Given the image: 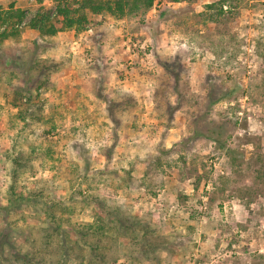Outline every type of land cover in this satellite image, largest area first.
I'll use <instances>...</instances> for the list:
<instances>
[{
    "label": "rangeland",
    "instance_id": "obj_1",
    "mask_svg": "<svg viewBox=\"0 0 264 264\" xmlns=\"http://www.w3.org/2000/svg\"><path fill=\"white\" fill-rule=\"evenodd\" d=\"M217 1L161 0L122 20L92 17L79 35L42 37L29 24L40 12L54 16V0H0V34L14 29L2 22L8 13H25L16 35L0 41V203L23 155L32 173L21 176V190L71 208L61 216L65 227L94 224L102 198L147 220L164 245L148 261L108 231L99 264H264V0H238L210 22L206 7ZM51 61L59 69L37 91ZM160 61L181 65L191 97L204 96L211 78L233 91L212 114L237 127L229 155L207 138L191 139L193 106L171 119L158 113L157 89L177 103ZM18 88L43 107L30 106L25 120L11 105ZM110 102L131 104L113 119ZM22 211L10 220L14 243L47 264L60 259L55 244L42 248L49 227L42 211ZM81 253L67 264H82Z\"/></svg>",
    "mask_w": 264,
    "mask_h": 264
},
{
    "label": "trees",
    "instance_id": "obj_2",
    "mask_svg": "<svg viewBox=\"0 0 264 264\" xmlns=\"http://www.w3.org/2000/svg\"><path fill=\"white\" fill-rule=\"evenodd\" d=\"M161 0H54L56 3V13L51 16L49 13H38L30 22L29 27L39 33L42 37H54L59 33L74 31L77 35L81 34L91 24L92 17L111 16L116 20H122L127 16L137 15L141 12L147 13L155 3ZM174 4L184 2H194L197 0H168ZM238 0H219L207 5L210 17L206 19L210 22H216L221 17L237 8ZM3 24L9 22L12 26V33L7 30L0 34V41L15 36L18 30L15 27L21 24L25 18L23 11H13L8 13ZM165 74L171 75L174 79L173 90L177 94V103L173 105L168 97L167 90H158L155 93L154 103L161 117L171 119L175 111L185 110L187 106H193L189 109L192 140L197 141L200 138L211 140L219 150L229 155V143L233 133L236 131L234 124L219 122L212 117L214 108L223 102L231 101L233 91L225 89L221 84L216 83L213 78L206 81V93L204 96L191 97L189 85L183 80V68L179 63L170 64L160 61ZM42 67L41 71L47 72L42 76L37 91L49 86L50 77L59 67L54 61L51 64ZM27 98L26 102L24 101ZM36 98L26 97L23 90L18 88L14 91L11 105L19 110V116L22 117L30 106L36 107L39 111L43 107L38 106ZM111 103L109 105V115L115 116L117 109L126 110L127 104ZM131 104V103H130ZM127 105V106H126ZM0 105V112H1ZM41 118V117H40ZM39 118V119H40ZM114 119V118H113ZM42 120V119H41ZM233 132V133H232ZM184 143V141H183ZM229 150H228V149ZM50 155L51 152H48ZM50 157V156H49ZM32 165L29 159L23 155L14 159V169L12 173V184L8 191L6 205L0 203V226L6 227L0 235V264H47V259L41 257L36 250L30 253H23L22 249L14 243L10 232V220L26 207L39 208L46 217L49 227L45 230L47 236L42 244L43 249H50L53 244L57 247L60 259L53 260L52 264H67L78 252H84L77 255L76 259L82 264H99L104 262L105 255L101 251L104 237L108 231L122 235L125 239H130L136 248V255L148 261L154 260V253L164 247L162 242L156 241V230L150 223L140 217L134 216L127 210L112 205L106 199H96V204L102 214L96 216L94 224L76 225L65 227L63 218L71 210L63 202L47 196L44 191H35L27 189V192L21 190L20 179L23 174L32 173ZM62 260V261H61Z\"/></svg>",
    "mask_w": 264,
    "mask_h": 264
}]
</instances>
